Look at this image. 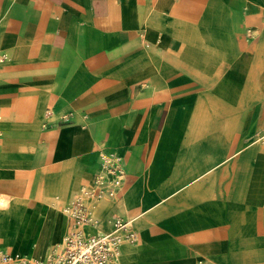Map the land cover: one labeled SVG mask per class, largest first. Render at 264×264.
<instances>
[{
  "label": "crops",
  "instance_id": "crops-1",
  "mask_svg": "<svg viewBox=\"0 0 264 264\" xmlns=\"http://www.w3.org/2000/svg\"><path fill=\"white\" fill-rule=\"evenodd\" d=\"M1 54L6 252L51 251L106 151L119 264H264V0H0Z\"/></svg>",
  "mask_w": 264,
  "mask_h": 264
},
{
  "label": "built area",
  "instance_id": "built-area-1",
  "mask_svg": "<svg viewBox=\"0 0 264 264\" xmlns=\"http://www.w3.org/2000/svg\"><path fill=\"white\" fill-rule=\"evenodd\" d=\"M5 55H0V60ZM72 113L62 115L66 119ZM264 141V135L260 137ZM100 165L89 186L81 188L73 199L62 204L61 210L70 220L63 244L51 250L45 259L39 257H13L0 248V264H119V245L122 241L133 244L137 233L131 221L111 213L109 232L87 233L84 227L97 223L93 204L104 196L115 197L126 179L123 159L114 152L101 151Z\"/></svg>",
  "mask_w": 264,
  "mask_h": 264
},
{
  "label": "bare ground",
  "instance_id": "bare-ground-1",
  "mask_svg": "<svg viewBox=\"0 0 264 264\" xmlns=\"http://www.w3.org/2000/svg\"><path fill=\"white\" fill-rule=\"evenodd\" d=\"M5 186V185H4ZM17 186V185H16ZM22 189V188H21ZM14 194V193H13ZM20 194V193H18ZM60 199V200H59ZM58 200L60 201L59 203H61L62 201V198H59ZM14 201V206L17 205L19 202L21 203L22 199L21 198H18L17 196L14 197V196H10V195H7V194H4V193H1L0 192V238H2V235L5 234V230H6V226L4 225V220L7 218L8 214L10 212H12V209H9L10 207V204L13 203ZM17 203V204H15ZM60 205V204H59ZM13 206V207H14ZM44 207V206H43ZM51 208V207H50ZM52 209V208H51ZM43 210V209H42ZM46 210V209H45ZM51 212V211H50ZM45 214V213H44ZM10 243V242H9ZM63 244V243H62ZM62 244L57 247V248H53L52 250H58ZM0 248L6 252V250L4 248H2L0 246ZM49 253H47L45 256L43 257H39L41 259H45L46 256L48 255ZM23 257H27V256H23Z\"/></svg>",
  "mask_w": 264,
  "mask_h": 264
},
{
  "label": "rangeland",
  "instance_id": "rangeland-1",
  "mask_svg": "<svg viewBox=\"0 0 264 264\" xmlns=\"http://www.w3.org/2000/svg\"><path fill=\"white\" fill-rule=\"evenodd\" d=\"M73 199V197L72 198H66V200L62 203V204H66V203H68V202H70L71 200ZM62 204L61 205H59V208L61 209V206H62ZM95 205V204H94ZM68 229H65L64 231H63V236H62V238H61V240L59 241V242H57V243H55L54 245H53V247H52V249L53 248H57V247H59L62 243H63V239H64V236H65V233H66V231H67ZM3 238H0V244L1 245H3V246H5V247H7V250L8 251H11V249H12V245H11V243H9L8 241H5L4 239V241L2 240ZM51 249V250H52ZM50 252V251H49ZM48 252V253H49ZM12 255L14 256V254L12 253ZM24 254H18V255H16V256H14V257H20L21 258V256H23ZM46 255V254H45ZM44 255V256H45Z\"/></svg>",
  "mask_w": 264,
  "mask_h": 264
}]
</instances>
